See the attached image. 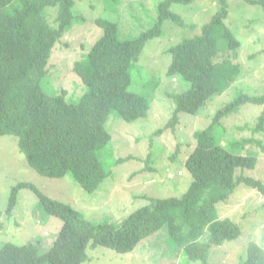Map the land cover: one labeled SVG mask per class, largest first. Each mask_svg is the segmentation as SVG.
I'll list each match as a JSON object with an SVG mask.
<instances>
[{
    "label": "trees",
    "instance_id": "obj_1",
    "mask_svg": "<svg viewBox=\"0 0 264 264\" xmlns=\"http://www.w3.org/2000/svg\"><path fill=\"white\" fill-rule=\"evenodd\" d=\"M76 1L0 0V137H17L19 150L42 177H70L93 194L110 175L100 156L112 140L107 128L109 119L116 115L133 123L147 118L151 108L150 96L131 89L133 66L147 42L162 36L166 21L188 27L185 19L172 11V5L199 0H161L154 26L132 38H122L117 23L96 19L102 36L73 66L85 85L84 94L67 98L66 91L61 95L47 93L44 82L56 46L74 25L84 22L74 12ZM104 1L108 6L119 2ZM245 1L264 8V0ZM228 15V0H219L218 12L203 25L200 34L167 50L172 57L167 76H178L180 83L187 82L189 88L165 93L173 100L175 112L155 136L168 129L174 131L181 114L198 115L210 100L239 79L241 65L228 58L217 60L219 38H224L231 51L241 45L225 24ZM246 104L264 107V95H237L217 112L208 128L194 134L196 147L185 162L193 180L181 197H146L150 203L120 223L91 222L79 210L46 196L33 184H18L12 189L8 212L15 209L19 190L30 189L43 209L63 225L45 252L32 242L6 243L0 247V264H84L88 249L99 246L129 255L142 240L162 229L189 262L209 264L213 247L236 240L242 233L231 219H220L219 204L227 202L241 185L264 195V183L243 174L257 167L258 155L232 151L234 146L245 149L247 142L260 145L261 140L223 143L222 136L215 135L223 120ZM250 130L254 134L264 132V111ZM130 158L119 159L118 164ZM240 264H264V248L249 243Z\"/></svg>",
    "mask_w": 264,
    "mask_h": 264
},
{
    "label": "rangeland",
    "instance_id": "obj_2",
    "mask_svg": "<svg viewBox=\"0 0 264 264\" xmlns=\"http://www.w3.org/2000/svg\"><path fill=\"white\" fill-rule=\"evenodd\" d=\"M160 1L119 0L108 6L104 0H77L74 12L84 22L74 25L56 46L44 82L45 91L57 95L66 91L67 98L84 94L85 85L73 72V66L102 36L96 19L117 23L122 38L136 37L154 26ZM228 6L226 24L241 45L231 51L224 38H219L217 60L228 58L241 65L239 79L226 92L210 100L198 115L181 114L174 131L168 129L160 136L154 135L169 123L175 112L173 100L165 93L189 88L187 82L180 83L178 76H167L172 61L167 50L185 38L200 34L203 25L218 12L219 0L172 5V11L182 16L188 27L181 28L173 21H166L162 36L147 42L139 62L133 66L131 89L150 96L151 108L147 118L133 123L116 115L109 119L107 128L112 140L100 156L110 175L95 193L85 192L70 177H42L19 150L17 137H0V247L6 243L32 242L46 249L41 250L45 252L63 225L59 218L43 209L30 189L19 190L16 207L8 212L12 189L20 183L33 184L46 196L71 205L94 223H120L130 213L148 205L146 197H181L186 192L193 180L185 162L196 147L194 134L208 128L217 112L237 95H264V8L245 0H228ZM192 25L196 26L190 27ZM263 111V106L243 105L237 113L223 120L220 128L215 129V135L222 136L223 143L250 138L261 140L260 145L247 142L245 149L234 146L232 151L258 155L257 167L244 170L243 174L264 183V132L254 134L250 130ZM246 126L249 129H239ZM179 145V153L175 155ZM129 156V160L118 164L119 159ZM218 216L237 223L242 233L236 240L213 247L208 255L209 264H240L249 243L264 248V195L259 191L239 186L227 202L219 204ZM87 253L88 260L84 264H202L189 262L168 238L166 229L142 240L129 255L101 246L89 248Z\"/></svg>",
    "mask_w": 264,
    "mask_h": 264
},
{
    "label": "clouds",
    "instance_id": "obj_3",
    "mask_svg": "<svg viewBox=\"0 0 264 264\" xmlns=\"http://www.w3.org/2000/svg\"><path fill=\"white\" fill-rule=\"evenodd\" d=\"M228 10H229V6H228ZM229 16V15H228ZM227 20V19H226ZM225 24H226V21H225ZM226 26H227V24H226ZM228 27V26H227ZM229 28V27H228Z\"/></svg>",
    "mask_w": 264,
    "mask_h": 264
}]
</instances>
